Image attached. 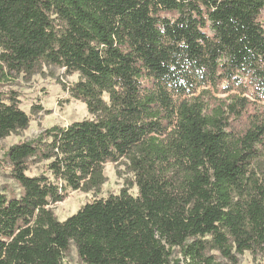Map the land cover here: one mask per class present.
I'll return each instance as SVG.
<instances>
[{"label": "trees", "instance_id": "obj_1", "mask_svg": "<svg viewBox=\"0 0 264 264\" xmlns=\"http://www.w3.org/2000/svg\"><path fill=\"white\" fill-rule=\"evenodd\" d=\"M44 67L79 74L63 88L92 118L7 150L0 264L264 258V0H0V86ZM17 97L0 91V140L29 126ZM122 161L136 197L57 220Z\"/></svg>", "mask_w": 264, "mask_h": 264}, {"label": "rangeland", "instance_id": "obj_2", "mask_svg": "<svg viewBox=\"0 0 264 264\" xmlns=\"http://www.w3.org/2000/svg\"><path fill=\"white\" fill-rule=\"evenodd\" d=\"M79 80V74L66 75L64 69L42 68L39 73L32 77L23 75L13 76L0 91L17 93L20 109L30 118L26 130L11 134L0 140V192L18 194L16 184L9 176V168L3 162L7 150L18 143L35 139L41 132L53 126L66 127L73 122L91 119L86 106L72 99L67 90L63 87H71ZM200 92V91H199ZM198 92V93H199ZM216 95V94H215ZM223 97L222 95H216ZM106 100L107 97L104 96ZM124 161L119 165L106 164L104 167L105 184L98 193L69 192L68 198L49 209L54 213L57 220L64 221L74 215L85 204L95 200L106 199L111 195H118L123 188L129 189V194L136 197L138 194L136 186L130 187L133 176L123 166ZM43 165H32L26 173L28 176H37L42 172ZM218 256L217 254H215ZM223 262L222 259H218ZM238 264H264L263 257L253 258L248 252L238 257ZM64 264H82L76 254L75 248H70L68 256L64 258Z\"/></svg>", "mask_w": 264, "mask_h": 264}]
</instances>
